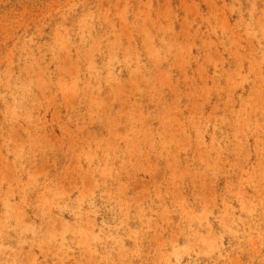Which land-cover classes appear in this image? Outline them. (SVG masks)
Returning a JSON list of instances; mask_svg holds the SVG:
<instances>
[{"label": "rangeland", "instance_id": "1", "mask_svg": "<svg viewBox=\"0 0 264 264\" xmlns=\"http://www.w3.org/2000/svg\"><path fill=\"white\" fill-rule=\"evenodd\" d=\"M0 264H264V0H0Z\"/></svg>", "mask_w": 264, "mask_h": 264}]
</instances>
